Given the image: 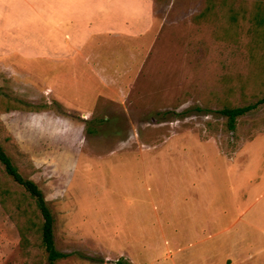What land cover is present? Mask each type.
I'll list each match as a JSON object with an SVG mask.
<instances>
[{
  "label": "rangeland",
  "instance_id": "obj_1",
  "mask_svg": "<svg viewBox=\"0 0 264 264\" xmlns=\"http://www.w3.org/2000/svg\"><path fill=\"white\" fill-rule=\"evenodd\" d=\"M0 97L57 264H264V103L220 114L264 99V0H0ZM29 240L0 204V264Z\"/></svg>",
  "mask_w": 264,
  "mask_h": 264
},
{
  "label": "trees",
  "instance_id": "obj_2",
  "mask_svg": "<svg viewBox=\"0 0 264 264\" xmlns=\"http://www.w3.org/2000/svg\"><path fill=\"white\" fill-rule=\"evenodd\" d=\"M5 105V111L12 110L25 111L31 108H25L20 102L9 98L0 97V103ZM264 103V99L254 105L245 107H226L220 111V114L226 118V127L230 132H236L238 120L251 111L257 109L258 105ZM88 133H96V130L85 124ZM0 165L4 169L5 176L14 186L21 190V193L3 190L0 193V204L8 211L11 218L16 222L20 234V246L23 252H28L31 242L29 236H37L40 240L41 248L48 264H57L65 260L69 255L60 252L57 249L54 235L55 218L46 200V197L40 187L31 179L25 178L19 168L15 165L12 158L7 154L0 143ZM13 199L14 210L7 205L8 199ZM123 264V263H121Z\"/></svg>",
  "mask_w": 264,
  "mask_h": 264
}]
</instances>
